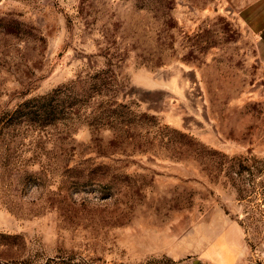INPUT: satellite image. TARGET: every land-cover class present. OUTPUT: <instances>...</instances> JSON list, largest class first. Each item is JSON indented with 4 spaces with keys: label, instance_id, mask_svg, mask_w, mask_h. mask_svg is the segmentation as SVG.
<instances>
[{
    "label": "rangeland",
    "instance_id": "374dc122",
    "mask_svg": "<svg viewBox=\"0 0 264 264\" xmlns=\"http://www.w3.org/2000/svg\"><path fill=\"white\" fill-rule=\"evenodd\" d=\"M263 73L234 0H0V264H264Z\"/></svg>",
    "mask_w": 264,
    "mask_h": 264
},
{
    "label": "crops",
    "instance_id": "0c3cea01",
    "mask_svg": "<svg viewBox=\"0 0 264 264\" xmlns=\"http://www.w3.org/2000/svg\"><path fill=\"white\" fill-rule=\"evenodd\" d=\"M243 23L255 35L258 53L264 67V0H234Z\"/></svg>",
    "mask_w": 264,
    "mask_h": 264
},
{
    "label": "water",
    "instance_id": "95a60500",
    "mask_svg": "<svg viewBox=\"0 0 264 264\" xmlns=\"http://www.w3.org/2000/svg\"><path fill=\"white\" fill-rule=\"evenodd\" d=\"M263 78H264V73H263Z\"/></svg>",
    "mask_w": 264,
    "mask_h": 264
}]
</instances>
